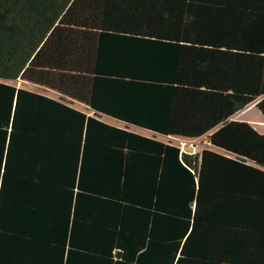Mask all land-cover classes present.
<instances>
[{
	"label": "trees",
	"instance_id": "obj_1",
	"mask_svg": "<svg viewBox=\"0 0 264 264\" xmlns=\"http://www.w3.org/2000/svg\"><path fill=\"white\" fill-rule=\"evenodd\" d=\"M253 104L264 0H0V264H264Z\"/></svg>",
	"mask_w": 264,
	"mask_h": 264
},
{
	"label": "rangeland",
	"instance_id": "obj_2",
	"mask_svg": "<svg viewBox=\"0 0 264 264\" xmlns=\"http://www.w3.org/2000/svg\"><path fill=\"white\" fill-rule=\"evenodd\" d=\"M13 84H16L19 87H24L36 92H39L41 94L50 96V97H54V98H59L61 96L60 93H58L57 91H54L52 89H49L47 87L44 86H40V85H35L33 83H29V82H24V81H17V82H12ZM72 105L90 115L93 114V112L83 103L79 102V101H73ZM251 107H256V105H251L250 107H248L246 110H244L243 112H239L235 115V120L236 121H245L248 122L250 124H252L256 130H258L261 134H264V116L262 115V113L260 112V110L256 107V108H252ZM103 120H105L106 122L125 128L126 124L122 123V122H118L114 119H111L107 116H102ZM127 127L135 132H138L142 135L145 136H149V137H153L155 136L157 139L168 142V141H172L175 144L179 145L182 147L183 151H187L188 152H193V153H199L201 152L204 148L209 147L208 146V138L207 136L201 137L200 139L197 140H180L177 138H168V137H164L162 135L159 134H154L151 131L148 130H144L141 128H138L136 126H129L127 125Z\"/></svg>",
	"mask_w": 264,
	"mask_h": 264
},
{
	"label": "built area",
	"instance_id": "obj_3",
	"mask_svg": "<svg viewBox=\"0 0 264 264\" xmlns=\"http://www.w3.org/2000/svg\"><path fill=\"white\" fill-rule=\"evenodd\" d=\"M177 139H180L181 141L182 140H189V139H181V138H177ZM181 147V146H180ZM181 149H182V147H181ZM182 151H183V149H182ZM183 152H188V151H183Z\"/></svg>",
	"mask_w": 264,
	"mask_h": 264
},
{
	"label": "crops",
	"instance_id": "obj_4",
	"mask_svg": "<svg viewBox=\"0 0 264 264\" xmlns=\"http://www.w3.org/2000/svg\"><path fill=\"white\" fill-rule=\"evenodd\" d=\"M234 119V118H233ZM115 120V119H114ZM117 121V120H116ZM253 126V125H252ZM254 127V126H253ZM255 128V127H254ZM256 129V128H255Z\"/></svg>",
	"mask_w": 264,
	"mask_h": 264
},
{
	"label": "bare ground",
	"instance_id": "obj_5",
	"mask_svg": "<svg viewBox=\"0 0 264 264\" xmlns=\"http://www.w3.org/2000/svg\"><path fill=\"white\" fill-rule=\"evenodd\" d=\"M188 151V150H187Z\"/></svg>",
	"mask_w": 264,
	"mask_h": 264
}]
</instances>
